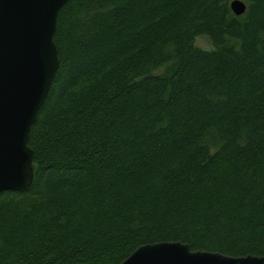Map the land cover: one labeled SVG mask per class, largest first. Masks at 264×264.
I'll list each match as a JSON object with an SVG mask.
<instances>
[{
	"label": "trees",
	"instance_id": "16d2710c",
	"mask_svg": "<svg viewBox=\"0 0 264 264\" xmlns=\"http://www.w3.org/2000/svg\"><path fill=\"white\" fill-rule=\"evenodd\" d=\"M231 1L63 7L34 183L0 194V264H121L178 241L264 257V0L240 17Z\"/></svg>",
	"mask_w": 264,
	"mask_h": 264
},
{
	"label": "water",
	"instance_id": "95a60500",
	"mask_svg": "<svg viewBox=\"0 0 264 264\" xmlns=\"http://www.w3.org/2000/svg\"><path fill=\"white\" fill-rule=\"evenodd\" d=\"M69 1L0 0V194L34 183L30 132L59 70L54 37ZM230 8L237 17L247 12L243 0ZM121 264H264V257L192 251L178 241L141 246Z\"/></svg>",
	"mask_w": 264,
	"mask_h": 264
},
{
	"label": "rangeland",
	"instance_id": "374dc122",
	"mask_svg": "<svg viewBox=\"0 0 264 264\" xmlns=\"http://www.w3.org/2000/svg\"><path fill=\"white\" fill-rule=\"evenodd\" d=\"M196 46L205 50H211L212 45L210 43V40L206 37H200L196 40Z\"/></svg>",
	"mask_w": 264,
	"mask_h": 264
}]
</instances>
